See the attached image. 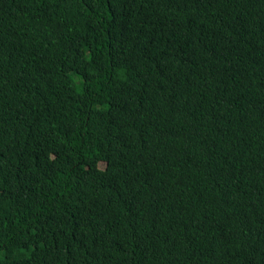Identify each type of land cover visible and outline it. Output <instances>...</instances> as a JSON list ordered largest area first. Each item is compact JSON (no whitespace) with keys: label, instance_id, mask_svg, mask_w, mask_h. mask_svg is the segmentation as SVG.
I'll list each match as a JSON object with an SVG mask.
<instances>
[{"label":"trees","instance_id":"obj_1","mask_svg":"<svg viewBox=\"0 0 264 264\" xmlns=\"http://www.w3.org/2000/svg\"><path fill=\"white\" fill-rule=\"evenodd\" d=\"M0 264H264V0H0Z\"/></svg>","mask_w":264,"mask_h":264}]
</instances>
